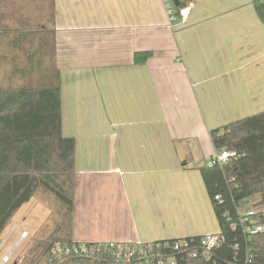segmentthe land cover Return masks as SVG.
<instances>
[{
	"label": "crops",
	"instance_id": "0c3cea01",
	"mask_svg": "<svg viewBox=\"0 0 264 264\" xmlns=\"http://www.w3.org/2000/svg\"><path fill=\"white\" fill-rule=\"evenodd\" d=\"M176 1L171 25L164 0H0V79L60 85L76 242L220 230L200 168L212 130L264 112V24L255 0Z\"/></svg>",
	"mask_w": 264,
	"mask_h": 264
},
{
	"label": "trees",
	"instance_id": "16d2710c",
	"mask_svg": "<svg viewBox=\"0 0 264 264\" xmlns=\"http://www.w3.org/2000/svg\"><path fill=\"white\" fill-rule=\"evenodd\" d=\"M183 6L179 3L178 8ZM255 9L264 24V0H255ZM151 56L136 53L134 61L144 64ZM211 136L216 151L229 150L234 156L223 168H200L219 223L221 245L211 261L193 264H248L251 253L250 264H264V233L246 236L238 213V207L253 197L264 204V112L214 129ZM75 156V139L63 135L58 82L0 87V244L18 211L38 194L51 196L53 202L45 222L50 232L35 252L39 262L50 264L56 246L80 244L73 237ZM176 240L180 239L148 245Z\"/></svg>",
	"mask_w": 264,
	"mask_h": 264
},
{
	"label": "built area",
	"instance_id": "2783aa9c",
	"mask_svg": "<svg viewBox=\"0 0 264 264\" xmlns=\"http://www.w3.org/2000/svg\"><path fill=\"white\" fill-rule=\"evenodd\" d=\"M170 24L179 21L176 5L173 0H164ZM234 156L229 150L217 151L210 160V166L223 168ZM215 199L220 201V196ZM239 213L243 233L250 237L264 233V208L245 214ZM17 226L12 227V232ZM28 236L26 231H21V239ZM219 235H203L200 240L194 238L180 239L164 246H153L135 243H99L88 245L80 243L74 245H59L54 250L52 264H193L198 260L211 261L216 250L220 247ZM253 255H249L247 263L250 264ZM9 260L7 256L2 264Z\"/></svg>",
	"mask_w": 264,
	"mask_h": 264
},
{
	"label": "rangeland",
	"instance_id": "374dc122",
	"mask_svg": "<svg viewBox=\"0 0 264 264\" xmlns=\"http://www.w3.org/2000/svg\"><path fill=\"white\" fill-rule=\"evenodd\" d=\"M15 85L10 83L9 78L0 79V87H8ZM262 112V110H260ZM264 111V110H263ZM259 113V112H258ZM257 114V113H256ZM51 197V196H50ZM44 197L38 194L30 203L25 204L16 214L15 220L11 222L2 236V245L0 244V263L9 256L6 264H29L32 260L37 261V264H47L39 262L37 248L38 244L45 240L50 232L48 226L45 227V222L51 213L52 198ZM264 208V204L260 198L253 197L238 207L240 213H247L250 211L257 212ZM14 223L20 225L21 228L27 231L28 236L21 239V231L11 232ZM219 229L211 233H219ZM12 235L8 240V236ZM31 264V263H30ZM50 264H52L50 262Z\"/></svg>",
	"mask_w": 264,
	"mask_h": 264
},
{
	"label": "water",
	"instance_id": "95a60500",
	"mask_svg": "<svg viewBox=\"0 0 264 264\" xmlns=\"http://www.w3.org/2000/svg\"><path fill=\"white\" fill-rule=\"evenodd\" d=\"M174 2H175V5L178 7V2L176 0H174Z\"/></svg>",
	"mask_w": 264,
	"mask_h": 264
}]
</instances>
